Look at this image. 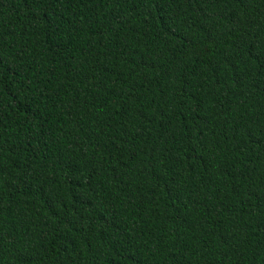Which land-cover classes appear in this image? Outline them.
<instances>
[{
    "label": "trees",
    "instance_id": "trees-1",
    "mask_svg": "<svg viewBox=\"0 0 264 264\" xmlns=\"http://www.w3.org/2000/svg\"><path fill=\"white\" fill-rule=\"evenodd\" d=\"M0 264H264V0H0Z\"/></svg>",
    "mask_w": 264,
    "mask_h": 264
}]
</instances>
